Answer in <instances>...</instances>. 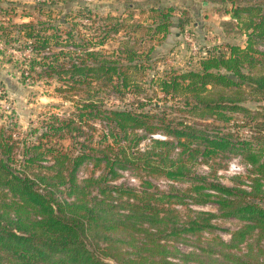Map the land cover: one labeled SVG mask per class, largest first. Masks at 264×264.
<instances>
[{
	"label": "trees",
	"instance_id": "16d2710c",
	"mask_svg": "<svg viewBox=\"0 0 264 264\" xmlns=\"http://www.w3.org/2000/svg\"><path fill=\"white\" fill-rule=\"evenodd\" d=\"M219 1L231 3L227 13L247 38L244 45L208 52L199 69L147 72L155 71L154 45L147 51L139 45L167 38L174 23L175 8L158 2L148 8L154 15L144 36H138L140 25L125 29L131 12L127 18L103 17V30L80 40L72 29L50 32L53 24H16L24 38L34 40L31 51L37 60H31V67L39 68L38 76L55 77L65 83L59 91L72 95L82 90L84 97L71 118L52 116L29 131L40 133L35 143L24 142L23 152L18 150L20 132L12 130L15 124L1 128L0 264H245L225 249L241 245L257 228L264 232V120L258 122L264 117L245 105L264 97V0ZM5 22L0 21V36L7 39ZM121 31L119 46L106 51ZM148 85L155 98L181 102L191 116L215 118L222 125L170 119L157 103L158 112L146 110L152 99ZM129 94L137 98L136 106L107 105ZM97 124L101 139L94 144L84 129L95 132ZM245 124L249 135L242 133ZM66 133L79 147L52 144V137L62 139ZM233 156L250 168L227 184L220 171ZM85 165L93 173L82 177ZM201 165L209 171L198 172ZM125 171L139 179L138 186L119 183ZM153 177L177 185L161 189ZM208 204L216 211L191 207ZM178 205L193 214L183 220ZM217 218L242 222L230 232L229 243L216 236L215 248L195 246L190 252L170 244L212 234ZM124 231L132 236V252L120 246L126 239L118 235ZM220 253L225 262L219 261Z\"/></svg>",
	"mask_w": 264,
	"mask_h": 264
},
{
	"label": "rangeland",
	"instance_id": "374dc122",
	"mask_svg": "<svg viewBox=\"0 0 264 264\" xmlns=\"http://www.w3.org/2000/svg\"><path fill=\"white\" fill-rule=\"evenodd\" d=\"M254 1L256 0H237L238 3L242 4ZM156 2L161 6L175 8V15L171 32L167 38L160 41L146 40L145 44L139 45L145 51L152 44L154 45V51L151 53L155 59L153 62L155 71L147 70L151 74L162 73L165 69L172 67L182 70L199 69L200 59L208 52H214L218 47H226L227 44H245L247 36L242 28L237 26V22L232 19L231 15L227 13V10L232 7L231 3L225 4L219 0H59L57 3L50 0H0V21H6L4 25L9 31L7 39L0 36V132L1 128L8 127V124H15L12 130L20 132L18 140L21 145L18 150L23 152L24 142H27L28 145L35 143L36 135L40 133L29 131L37 127L40 128L42 122L52 120L49 119L52 116L58 119L71 118L73 112H79L78 104L84 97L82 90L74 91L72 95L68 92L59 91V87L61 90L62 88L65 89L63 85L65 83L60 82L55 77L38 76L39 68L31 67V60H37L31 51L34 40L31 39L30 41V39L24 38L23 30L16 24L31 23L35 24L36 28L39 27L37 26L39 23L42 25L41 22L46 28H50L52 26L50 24H53L55 28H50V32L58 29L59 32L65 34L66 31L72 29L77 32L76 40H80L84 35L92 37L95 35V31L100 33L103 30V25L106 24L103 17L112 14L113 16H120V18H127L131 12L134 15L133 19L126 21L125 29L129 31L130 25L134 26L133 28L135 25H140L141 27H137L139 29L138 36H144L147 26L152 23L151 17L154 15L148 8ZM130 3H133L134 7L129 9ZM79 10L82 12L79 13ZM62 20L65 21V24H62ZM124 34L125 31H121L115 39L107 43L104 49L111 51L118 47V41ZM61 60L65 59L62 58ZM148 77L150 75H147ZM146 88H148L146 92L152 97L151 100H147L149 103L145 107L146 110L158 112L154 110L153 106L154 103H157L158 106L162 107L160 111L167 113L170 119H186L189 122H199L203 125H222L219 121L214 120L215 118L200 119L193 117L183 110L181 102L179 104L176 101L155 98V89L149 85ZM147 93L143 92L141 96H147ZM136 99L129 94L122 100L110 99L107 105L112 103L119 108L133 107L137 105ZM133 103L135 104L132 106ZM245 105L253 111L260 112V117H264V97L259 102L247 100ZM263 120L259 118L258 122ZM246 124L243 126L242 133L249 135L250 125L246 126ZM96 128L95 132H89L90 128L88 127L84 129L86 136L93 137L94 144L101 139L100 126L97 124ZM81 140L83 141V139ZM51 142L62 148L79 147V144L75 145L72 142L69 133H66L62 139L52 137ZM18 158L20 163L25 162L22 155H18ZM92 169L91 165H85L80 175L82 177L90 176L93 173ZM208 171L206 165H201L198 168L200 173L205 174ZM220 175H222L221 180L227 184L236 181L232 179L234 175H228L225 170L220 171ZM131 177L134 175H124L119 183L133 184ZM136 180L139 184V179L136 178ZM152 180L161 189H168L170 184L169 181L160 177H153ZM135 185L133 184V186ZM183 187L188 189L189 185L185 184ZM188 202L191 204L190 201ZM191 207L194 210L216 211L209 204L205 206L191 205ZM200 207L203 209H199ZM177 208L183 220L188 219L186 215L193 214L188 212L186 205H178ZM214 222L217 229L212 234L199 233L188 236L187 244H176L172 241L170 244L176 245L181 252H190L195 246L212 247L213 249L217 243L215 238L219 236L225 243H229L230 232L238 229L242 224L241 221L235 219L222 218H217ZM118 236L126 239L120 246L131 251L133 245L131 244L132 236L130 233L124 231ZM198 252L200 251L198 250ZM225 252L232 256L230 258H240L245 264H264V232L257 228L247 236L245 242L237 247L226 248ZM218 258L221 262L226 260L221 253Z\"/></svg>",
	"mask_w": 264,
	"mask_h": 264
},
{
	"label": "built area",
	"instance_id": "2783aa9c",
	"mask_svg": "<svg viewBox=\"0 0 264 264\" xmlns=\"http://www.w3.org/2000/svg\"><path fill=\"white\" fill-rule=\"evenodd\" d=\"M249 168H250V165L246 164L240 156H233L230 159V161L228 163V167L225 171L228 175H231V176H233V175L234 176L235 175H245V174H247ZM123 174L127 175V176H129L130 174L132 175V173H130L129 171H125V172H123ZM131 180H132L133 184H136L135 186L139 185L135 176L131 177ZM167 181H169L170 184L175 183V182H172L170 180H167ZM133 184H131V185L133 186ZM175 184L177 185V183H175ZM199 209H203V208L200 207Z\"/></svg>",
	"mask_w": 264,
	"mask_h": 264
}]
</instances>
